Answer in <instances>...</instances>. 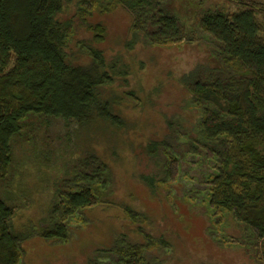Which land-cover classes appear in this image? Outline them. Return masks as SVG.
Listing matches in <instances>:
<instances>
[{"label":"trees","instance_id":"16d2710c","mask_svg":"<svg viewBox=\"0 0 264 264\" xmlns=\"http://www.w3.org/2000/svg\"><path fill=\"white\" fill-rule=\"evenodd\" d=\"M153 1L113 3L112 8L121 6L132 18L128 47L139 42L162 46L195 39L193 29L168 11V5ZM70 2L0 0V181L9 175L12 141L29 117L61 119L81 129L96 122L122 126L101 88L125 67L117 61L109 63L94 48L88 49L89 65L68 60L73 26L62 15ZM257 10L244 5L231 14L224 9L202 13L197 29L215 46L207 63L181 78L199 118L191 128L178 120L168 121L169 134L149 142L147 150L154 160L160 158L161 150L167 151L166 161L177 163L178 172L192 158L208 164L209 170L203 173L206 189L191 190L186 199L206 209L213 227L219 215H223L219 221H225L224 216L228 221L230 216L254 234L259 263L264 264V24ZM95 28L97 40H103L104 28ZM79 163L73 180L78 188L57 195L46 227L15 232L13 208L0 197V264H21L24 245L35 235L45 242H69L68 220L79 218L94 205L108 203L113 194L110 167L94 154ZM169 178L167 170L163 182ZM142 181L153 191V176L142 177ZM122 210L143 242L132 241L126 233L113 237L110 233L108 243L95 246L86 264H156L154 251L170 248L163 236L155 238L146 231V214L129 205Z\"/></svg>","mask_w":264,"mask_h":264},{"label":"rangeland","instance_id":"374dc122","mask_svg":"<svg viewBox=\"0 0 264 264\" xmlns=\"http://www.w3.org/2000/svg\"><path fill=\"white\" fill-rule=\"evenodd\" d=\"M114 2L72 0L62 19L73 26L66 52L71 63L89 65L88 49L94 48L109 63L117 61L125 67L124 72L116 71L111 84L101 88L103 99L112 105L122 126L96 122L81 129L74 122L29 117L12 141L9 175L0 181V197L13 208L15 232L39 230L49 224L57 195L78 188L73 182L75 170L88 154L110 167L113 194L108 203L94 205L79 218L68 220L69 242H45L37 235L28 239L21 264H86L95 246L108 243L110 233L112 237L126 233L132 241L143 242L123 212L124 205L146 214V231L155 238L163 236L171 245L154 251L156 264H260L254 234L230 216L228 221V216L219 221L223 216L219 215L213 227L206 209L186 199L191 190L206 189L203 173L209 170L208 164L192 158L179 173L177 163L166 161L167 151L161 150L160 158L154 160L147 145L169 134L168 121L178 120L191 128L199 118L181 78L207 63L215 46L197 29L202 13L224 9L231 14L244 5L254 6L264 24V0H154L168 5V11L193 29L195 39L162 46L139 42L133 47L127 45L132 18L121 6L112 8ZM98 25L105 30L101 41L96 36ZM167 170L170 178L164 183ZM145 176L156 179L153 191L142 181Z\"/></svg>","mask_w":264,"mask_h":264}]
</instances>
